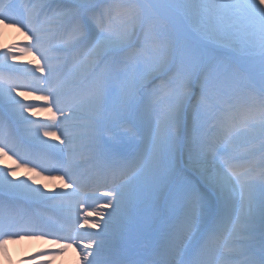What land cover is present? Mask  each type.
Instances as JSON below:
<instances>
[{
    "label": "snow or ice",
    "instance_id": "snow-or-ice-1",
    "mask_svg": "<svg viewBox=\"0 0 264 264\" xmlns=\"http://www.w3.org/2000/svg\"><path fill=\"white\" fill-rule=\"evenodd\" d=\"M145 7L162 10L170 27L166 38L157 33L138 44L140 29L148 22ZM25 12L17 16L14 5L0 0V24L26 29L32 43L22 50L39 54L34 68L22 69L9 63V57L15 59L10 50L0 53V110L7 108L18 126L14 133L0 119V152L19 156L24 162L19 166L32 163L43 171H61L71 190L47 195L27 180H10L14 169H0V197L22 193L32 200L60 201L71 224L52 222L50 232L31 218L13 223L0 199V248L5 237L40 232L77 245L86 238L89 242L81 249L89 250L85 264H144L131 258L137 246L162 257L152 264H264V173L257 180L252 168L238 163L244 156L236 152L242 140L257 134L264 139V104L259 123H251L250 109L236 95L222 61L226 53L259 57L264 93V0H165L133 6L127 23H139L124 29L115 28L111 16L96 15L87 3L69 6L54 0ZM59 28L65 31L54 50L70 58V78L60 75L63 65L49 55L51 33ZM5 71L34 78L33 91L47 92L39 99L51 98L48 110L54 107L61 114L59 122L55 115L51 123L26 116L36 105L13 95L20 85ZM37 72L47 75L37 77ZM109 108L112 123L106 124L100 117ZM66 110L88 113L89 135L104 159L112 155L116 122L135 115L146 132L147 147L112 170V175L126 177L123 184L96 197L105 203L85 215V185L74 164L79 136L66 126L72 119L64 115ZM105 132L110 133L107 139ZM17 134L21 143L55 150L53 166L42 162L47 157L43 150L35 158L17 151ZM49 136L60 143L42 138ZM90 217L102 218L89 225L100 231L85 235L76 225L84 227Z\"/></svg>",
    "mask_w": 264,
    "mask_h": 264
},
{
    "label": "bare ground",
    "instance_id": "bare-ground-1",
    "mask_svg": "<svg viewBox=\"0 0 264 264\" xmlns=\"http://www.w3.org/2000/svg\"><path fill=\"white\" fill-rule=\"evenodd\" d=\"M90 1L92 0H83V2L87 4ZM148 4L149 5L154 4V0H148ZM33 5H36V3H33L31 7ZM140 6H147V5L141 4ZM128 11H130V8L128 9ZM148 11L149 10H146L145 14H146V17L148 18V23L150 22L152 23V21L150 20L151 14H148ZM162 31H165V28H162ZM152 32L153 31L151 30L149 31V33H152ZM19 33L21 32L14 27L4 26V24L0 25V53L5 52V50L10 49L13 46L17 48V45L11 41L21 40L27 43L32 42L28 39L27 35L23 34V36H21ZM32 58L33 56L31 55H29V57H26L24 55V56L17 57L15 59L10 57L9 61L11 62L9 63L14 64L17 67H19V65L23 61H29L30 67L34 68L36 64L33 63L35 61H33ZM15 61H19V62L16 63ZM32 63L34 64V66H31ZM13 95L16 96V98L20 101L22 100L28 101L32 99L40 100L39 97L43 96V95L36 94L32 91H29V92L14 91ZM260 111L261 109L259 110V112ZM82 114L83 115L78 114V117L77 115L71 114L76 122L71 121L69 123H66V126L69 128H72L78 134V136L84 135L85 130L88 128L87 126L92 122V120L88 116V113L85 110ZM25 115L29 116L30 119L36 120V121H38L37 119L40 118V120L42 119L45 123H51L53 115H55L57 118L56 112L53 109L52 111H49L48 106L45 108L44 107H41V108L34 107L31 109L30 112H25ZM112 116H113V113L111 111V108H109L104 113L103 117H100V119H103L105 122L111 121L110 117ZM0 117H1V113H0ZM137 121L139 123L141 131L145 133V127L141 119L137 118ZM12 129L16 131L15 127ZM42 138L44 140L49 139V137H42ZM55 144H59V141L57 139H56ZM62 146L63 145H61V147ZM256 148L258 149V147ZM2 154L3 153L0 152V155ZM55 157H56V153L54 152H51L47 156V158L50 161H54V162H55ZM25 166H17V163L13 161V159L11 158L8 159L5 157V155L0 156V169H3L5 171L9 169H14V171H12L11 175L8 177L10 180H13L14 182H18L19 180H27L29 183L32 184L34 188L39 187L41 191H43L47 195H54L55 190L53 189L51 178L53 179L60 178L59 173L55 172V170L49 171L48 173H44L45 171H43L41 168H39V170L34 168L33 170L32 167H25ZM30 177L31 179H29ZM15 197H17L18 203L22 204L29 200V202L34 203L36 206H39L41 204H44V202L49 201V200H31L30 198H28L26 195L22 193L16 194ZM0 199L4 201V204H7L8 209L10 210L15 209V206L11 204L12 202L10 203V199L6 194L3 197H0ZM82 233H85V235H87L86 232H82ZM257 235H259V233H257ZM38 240L36 238H24V239H13V240L9 239V241L7 240V243L3 246V248H0V264H37L36 263L38 261L37 256L40 255L39 250L43 247V245H41L42 242ZM64 249L65 250L69 249V251L76 250L73 244H70L69 248L63 247V250ZM133 252L138 260H142L145 257V255L143 254V248H141V246H137V249ZM84 255L85 254H82V253L78 254L77 252H73V253L71 252L65 257L64 252L61 250L57 254L45 255V259L47 260V262L44 261L43 264H85L82 260Z\"/></svg>",
    "mask_w": 264,
    "mask_h": 264
},
{
    "label": "rangeland",
    "instance_id": "rangeland-1",
    "mask_svg": "<svg viewBox=\"0 0 264 264\" xmlns=\"http://www.w3.org/2000/svg\"><path fill=\"white\" fill-rule=\"evenodd\" d=\"M140 1L145 2V0H116L113 2V4H115L117 7H119L122 10H117V11L113 10L112 4H110V3H107L104 8H99V9H101V11L104 15L106 12H110V16L112 17L113 21L120 20L122 18V16H124V20H123L124 27L125 28L126 27H133V26H137L139 22L133 21L134 23L132 22L133 23L132 25L128 24L127 21L129 19V13L131 12L133 6H137V2L139 4ZM164 2H165V0H155L154 4H162ZM127 8L128 9L130 8V11H128ZM154 10L156 12H159L160 16L162 18H164L165 13H163L162 10H156V9H154ZM154 10H152V11H154ZM165 21L168 23V21L166 19H165ZM166 22L162 23V25H165ZM145 27H146V25H145ZM190 30H192V29L189 28V31ZM142 31H143V28L140 29V35H139L141 37L140 38L141 43H143L144 40L147 39L146 33H143ZM222 61H223V66L226 69L231 67L230 69L232 71H234L235 73H237V76H235L231 79L233 83L243 82L244 84L248 85V87L254 88V89L260 88V91H261L262 85H261L260 76H259V65H260L259 57H251L248 54L243 53V52L238 53L236 55H232L231 53H226L222 56ZM250 72L256 74L255 78L252 75H248V74H251ZM235 93H237V92H235ZM258 120L260 121V119H258ZM255 122H256V120L252 121V123H255ZM258 123L259 122H257L256 124H258ZM257 136L259 137V140L257 142V147H258V149H260V151H259L260 155L257 156V160L259 162H264V139H262L259 135H257ZM238 144H239V142H238ZM244 167H248V165H245ZM95 221H98V220H95ZM64 254L66 257L69 253L66 252Z\"/></svg>",
    "mask_w": 264,
    "mask_h": 264
}]
</instances>
